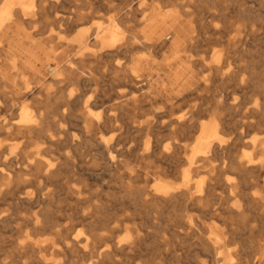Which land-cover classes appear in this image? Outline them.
Listing matches in <instances>:
<instances>
[{
  "label": "rangeland",
  "instance_id": "374dc122",
  "mask_svg": "<svg viewBox=\"0 0 264 264\" xmlns=\"http://www.w3.org/2000/svg\"><path fill=\"white\" fill-rule=\"evenodd\" d=\"M108 1L106 3V0L103 2L101 0V3H105L103 7L100 3L94 6L90 16L91 22L95 23L97 20L103 22L125 2ZM138 1L130 2L134 5ZM161 3L164 8L170 10L175 8V11L172 10L173 14H171L172 17L174 16L173 21L168 20L163 23L164 28L159 30L161 31L159 35L162 34L164 37L170 31L169 25L173 26V22L184 20L188 36L192 35L191 37L194 38L192 43L200 46L198 52L194 51L199 57L207 58L213 50L224 48V44L218 41L219 35L232 37L236 34V26H240L242 30L240 37L235 39L229 54L232 70L236 72L235 76L230 81L213 77L205 88L194 91L187 102L176 101L168 94L155 96L157 99L155 107L166 112L160 117V121H165L169 114L178 111L188 112L192 120L196 121V127L192 128L190 133L177 136L170 134L167 127L159 129L162 137L155 152L146 150L147 140L154 141V135L132 127L131 120L134 119L132 117L135 112L127 111L120 114L119 122L121 124L128 122L129 125L123 133L124 140L113 147V152L118 156L117 162L109 159L106 148L100 141H90L82 137V122L76 117L81 113L82 101L92 99L91 96L95 94L94 89L97 86L76 87L63 83L67 81L62 80L63 96L66 97L73 90L72 98L79 97V102L75 101L71 105L59 101L57 104L53 100L42 105L43 102L39 101L44 99V95L38 88L19 99L11 97L9 93L8 95L0 93L1 121L7 120L10 116L13 117V122L16 121L17 114L23 106H28L27 111L32 113H37V109L40 108V112L42 115L45 113V119L49 122L53 139L58 142L50 144L46 138L40 139V142H44L41 146V158L44 164H51L53 168L47 178L43 177V168L28 166V158L36 155L33 143L28 142L21 150L18 148L10 153H0V166L3 167V173H0V264H33L30 258L21 252V246L25 243L45 245L51 242L59 243L61 238L54 233V230L59 228H64L66 230L64 232L71 236V240L75 239V246L71 251L62 253L49 250L47 258L51 264H67V262L68 264H214L208 252V239L214 237V234L222 233L234 238L230 247L239 252L236 257L241 258L244 264H253L255 259L251 257L249 245L259 236H264V220L261 221L255 216V212L263 207L264 199L252 203L250 208L244 207L240 214L231 212L226 205L223 206L224 208L220 206L223 208L221 209L217 206L229 200L227 184L231 181L234 183L241 181L236 172L230 169L202 171L195 174L191 180L192 185L185 188L182 185L181 171L184 167L182 158L191 152L199 123H207L214 117L223 120L232 119L233 122L241 120L245 114L242 115V112L234 106L244 97L247 106H252L256 97H260V105H264V0H165ZM87 10L89 11L85 0H58L49 12L44 11V16L35 14L33 23L30 24L31 28L24 30V34L21 31H12L11 28L1 30L0 69L3 79H0V82L8 81L23 91L28 85H32L40 74L50 72L46 69L47 64L54 60L57 62L63 57L61 55L57 58V53L52 48L56 42L55 36L59 35L64 42H67L65 34H69V38L75 35L73 30L68 32L63 25L60 26L59 19L70 18L77 12H87ZM136 16L140 19L142 13L136 12ZM217 30L223 33L216 32ZM145 38L153 40L151 37ZM154 41L157 42L158 39L155 38ZM167 44L173 51H179L183 47L181 43ZM168 49V46L156 49V59L153 64L163 63L166 59L170 64H174L176 54L175 52L172 54ZM81 63L85 70L96 77L95 82H99V87L96 89L109 90V95H113L122 87L118 84L122 80L113 77V64L131 65L133 59L120 54L112 58L91 59ZM80 65L79 63L78 66ZM178 68L179 66H174L172 69L158 71L156 67L153 72L160 73L161 82L163 85L166 84L167 88H169L168 82H180L190 89L193 87H188L187 82L202 81L203 76L207 74L201 63L196 65L195 71L192 69L191 77L178 71ZM137 72L143 78H148L146 70L138 69ZM243 77L245 82L251 85L250 90L257 88L260 93L252 95L253 97L244 96L238 88ZM55 87L56 85L51 90ZM6 90L9 91V88ZM180 91L185 92L183 89ZM149 95L145 98L147 102L154 97L153 94L151 97ZM38 99L39 101H36ZM117 100L118 97L113 95L110 105L114 107ZM177 104L181 105L180 108L176 107ZM61 105L65 106L62 107L66 113L63 117L59 115V111H56ZM143 114L149 115L152 112L146 111ZM52 119L58 121L59 125H53ZM232 127L230 123V130ZM226 132L227 130L223 135L228 138L229 134ZM257 132L258 130L247 135L244 141L249 142ZM67 138L72 141H65ZM10 139H15V143L21 141L19 136L0 131V148H4L3 146ZM59 140L64 141L59 142ZM171 142H176L178 145L180 157L178 160L171 158L174 148H167V144ZM248 149L247 144L245 146L242 144L233 153ZM219 157L221 156L216 158L215 165L220 162ZM145 176L155 177L166 184L167 195L165 192L151 188L152 184L144 181ZM263 179V175L255 174V180H250L259 185L250 184L249 191L264 190ZM247 181L249 183V177ZM199 183L204 186L201 192L197 190ZM208 186L209 189H206ZM209 194L214 195L211 202H215V211H203L193 204L198 195L205 198ZM261 195H264V191ZM35 218L41 225L52 226L55 229H35ZM230 220L238 224L231 223ZM98 247L99 252L108 248L106 250L108 254L94 253L93 251ZM167 252L170 253L169 256L165 254ZM256 264H260L259 261Z\"/></svg>",
  "mask_w": 264,
  "mask_h": 264
},
{
  "label": "bare ground",
  "instance_id": "6f19581e",
  "mask_svg": "<svg viewBox=\"0 0 264 264\" xmlns=\"http://www.w3.org/2000/svg\"><path fill=\"white\" fill-rule=\"evenodd\" d=\"M103 1L104 0H102V2ZM123 1L125 2L122 3L120 0L122 5H120L118 10L116 9L117 11L114 12L113 15H110L103 22H98L97 20V22L93 23L91 22L90 16L94 11V6L98 3H100L102 6L105 3H101V0H85V3L88 4L89 11L87 10V12H77L73 15V17L59 19V25H63L68 32L73 30L75 32V35L72 38H69V34H65L66 38L68 39L67 42H64L61 36H55L56 42L52 48L55 49L57 58H59V56L61 55H63V57L57 62L56 60H54L47 64L46 69L50 72L40 74L34 80L33 84L28 85L23 91L19 88H16L8 81L0 82V93H3L4 95L5 93H7V95L9 93L12 95L11 97L16 99L22 98V96H25L33 89L38 88L44 95V99L42 101H39V99L36 101L43 102L42 105H46V103H48L50 100L55 101V103L59 101L63 102V104L65 103L67 105H71V103L78 101L79 97L75 96L74 98H72L73 90H71L66 97L63 96L61 86L63 83H68L76 87H86L88 85H93L94 87L97 86L96 88L99 87V82H95L96 77L90 71L84 69V66H82L81 63L82 61H89L91 59L98 60L105 57L112 58L120 54L126 56L127 58H132L133 63L131 65L126 64L124 66H119L113 64L112 66V72L114 74L113 77L118 80H122V82H118V84L122 86L120 88L121 90L113 94L118 97V100L114 104L115 106L113 107L110 105L113 95H109V90H97L93 87V89L95 90V94L93 93L94 91L92 92L94 95L91 97L93 98H88L82 101L83 103L80 106L81 113L79 115H76V117L81 119L82 122V137L89 139L90 141H100L106 148L109 159L113 162L118 161V156L115 152H113V147L117 144H120L124 140L123 133L126 126L128 129L129 125L128 122H125L124 124H121L119 122V116L123 112H135L134 116L132 117L134 119L131 120L133 126L131 124L130 125L137 130H142L147 133L151 132L154 135V141L148 139L146 142V150L149 152H155L158 148V144L161 141L162 137L160 135L161 131L159 129L167 127L170 134H172L173 136H177L182 133H190L191 129L196 127V121L192 120L188 112L178 111L175 113H171L168 115V118H166L165 121H160V117L164 116L166 112L158 107H155V103L157 101L155 96L168 94L176 101L186 100L187 102L188 98L193 95L194 91H196L198 88H205L208 82H210L213 77H221L225 80L230 81L236 73L232 70V61L230 60L229 55L230 47L235 44V39L237 37H240L239 35L242 31L240 26H236V34L232 37L219 35L218 41L222 42L225 47L222 49H212L213 52L207 58L199 57L194 54V51L196 52L200 46L192 43L194 38L191 37L192 35L190 37L188 36L185 24L186 22L184 20L179 21L178 26L182 25L181 29L186 33L181 31V33L177 34L178 32L173 29L169 33L165 34L164 37H160L161 35H157L159 29L162 28L163 21L166 20L168 16H172L170 15L173 14L172 10L175 11V8H172L170 10L168 8H164L165 6H162L161 2L165 0H150V2H148V0H139L137 3L134 2V5H132V3L130 2L131 0L129 2L128 0L127 2L126 0ZM57 2L58 0H0V31L8 30L11 28L12 31H21V33L24 34V30H29L31 28L30 24L33 23V17L35 14L44 16V11L47 10L49 12L50 9H52L53 5H55ZM107 2L109 1L106 0V3ZM115 6L117 8V5ZM160 9L164 11L160 12ZM139 11L142 13V17L140 19L136 16V12ZM216 32L223 33V31L221 32V30H217ZM148 33L149 36H152L153 40H148L145 38L146 34ZM155 38L158 39L157 42L154 41ZM178 38H181V40H179ZM168 42L170 43V45L181 43L183 47L179 51H176L175 49V51H173L167 44ZM156 45L159 46L156 47ZM166 46H168V50H170L172 54L174 52V54H176V57H174L173 60L174 64H170L167 59L164 60L163 63L155 62L153 64L154 59H156V49L166 48ZM76 61L78 62L77 65ZM79 63L81 64L80 66H78ZM199 63L203 65L205 71H207V74L203 76L202 81L186 83L188 87H193V89L186 88L187 86H185L183 83L180 84V82H168L169 88H167L165 86V82V85H163V82H161L160 73L153 72L156 67L158 71H160L167 68L172 69L174 66H179L178 71H182V73L191 77L193 75L192 69L195 71V67ZM58 69L60 70L56 72V70ZM138 69L146 70L148 78H143L142 75L137 72ZM54 73H56L55 76H52V74ZM0 79H3L1 69ZM62 80H65L67 82H63ZM55 85V89L51 90ZM113 86L111 87L112 89ZM6 88H9V91H7ZM238 88L243 92L244 96H255L256 94L260 93V90L257 88L254 90H250L251 85L249 84V82H245L244 77L242 78ZM180 89H183L185 92L183 93L182 91H180ZM148 94H150L149 97H151L152 94L154 95L153 100H151L150 102L145 101V98L146 96H148ZM259 98L256 97L254 99L252 106H247L245 97L242 101L235 104L234 107H237L238 110L242 112V115L245 114L244 117H242V119L239 121L233 122L232 119L223 120V118L214 117L211 118L212 120L207 123H199L197 127V135L194 137L191 145V152L190 154L182 158L184 167L181 171V177L182 185L185 188L190 187L192 185L191 180L193 176L202 171L230 169L240 176V182L234 183L233 181H231V183L228 182L229 184L226 183L228 186L229 200L228 202L221 203L217 206L223 207L224 205H226V207L230 209L231 212L237 214L242 213L244 207L250 208L252 203L255 204L261 199H264V195H261L264 191L263 189L252 192L249 191L250 184H258L257 182H252L250 179L255 180V174L264 176V105H260ZM183 103L185 102L183 101ZM180 104H177L176 107L180 108ZM222 104L218 105L221 106ZM27 107L28 106H23L21 108L20 112L17 114V120L14 122L12 121V116H10L7 120H0V131L6 132L9 135H14L16 137L19 136L21 138V141L19 143H15V139H10L9 142L6 143L5 146H3L4 148H0V153H10L18 148H20L21 150L28 142H31V144L33 143V145L35 146L36 155L33 158H28V166H38L43 168V177L47 178L48 175L52 172L53 168L51 164H44V161L41 158V146L44 142H40V139L46 138L48 140V143L50 144H55L58 142L53 139V135L50 132L49 122L45 119V113H43L42 115V112H40V108L37 109V113L28 112ZM62 107L65 106L61 105L57 107L56 111H59V115L63 117L66 113H64V108L62 109ZM146 111H150L152 112V114L144 115L143 113ZM51 122L53 123V125H59V122L55 121L54 119H52ZM230 123H232L233 125L231 130ZM226 130V133L229 134L228 138L223 135V132ZM257 130L258 132L256 133V135L253 134L254 136L251 137L250 141L246 143L244 141L246 136ZM63 141L64 140H59V142ZM65 141L71 142L72 140L70 138H67L65 139ZM242 144L244 146L247 144L249 146V149L233 153L236 148ZM170 147L174 148L171 153V158L173 160H178L180 157L177 143H168L167 148ZM218 156H221L219 157L220 162H217V165H215L214 162L217 161L216 158ZM170 164L171 163H169V165ZM0 173H3V167L1 166ZM248 177L249 183L247 181ZM144 181L146 183L152 184L153 187H149L156 189L157 191L165 192L166 194V184H164L157 178L152 176H145ZM198 187L199 189L197 190L201 192L204 186L203 184L199 183ZM254 187L256 188V186ZM207 188L209 189V186L206 187V189ZM174 196L175 195H172V197ZM212 198H214V195L212 194H209L205 198H202L201 195H198L196 200L193 201V204L197 205L203 211H215V202H211ZM212 215L213 214H211V216ZM255 216H257L261 221L264 220V203L263 207L259 211L255 212ZM242 220L244 219L242 218ZM232 222L233 221H231V223ZM240 223L242 224V222ZM34 228L52 230L54 227L41 225L40 221L35 218ZM64 231H66L64 230V228L54 230V233L58 235L57 237L61 238V241L59 243L51 242L46 245L42 243H25L21 246V252L29 257L31 263L33 264H51V262L47 258V252L49 250L62 253L71 251L75 246V239L73 238L71 240V236ZM222 234H214V237L208 239V252L211 255L212 262L214 264H244L245 262L241 260V258L236 257V254L239 252H236L233 247H230V244L233 243L234 238ZM98 249L99 247L96 248V250L93 252L99 255L108 254V252L106 251L108 248L100 252L97 251ZM249 249L251 257L255 259L253 264H256L257 261H259L260 264H264V236H259V238L256 239L253 244L249 245ZM165 254L169 256L170 253L167 252Z\"/></svg>",
  "mask_w": 264,
  "mask_h": 264
},
{
  "label": "crops",
  "instance_id": "0c3cea01",
  "mask_svg": "<svg viewBox=\"0 0 264 264\" xmlns=\"http://www.w3.org/2000/svg\"><path fill=\"white\" fill-rule=\"evenodd\" d=\"M171 15V14H170ZM168 19H169V21L170 22H172L173 20V18H172V16H168V18H166V20H164L163 21V23H165L166 21H168ZM174 24H173V26H172V24L170 25V31H172L173 29H175L176 30V32H178L177 34H179V33H181V31H183L184 33H186L184 30H182L181 29V26H178L179 25V21H175V22H173ZM164 25V24H163ZM163 25H162V27H163ZM176 27V28H175ZM180 27V28H179ZM164 28V27H163ZM181 29V30H180ZM160 30V29H159ZM161 30H162V28H161ZM169 31V32H170ZM161 31H159L158 33H157V35H159V33H160ZM168 32V33H169ZM146 37H151L152 38V36H149V33L148 34H146ZM159 37V36H158ZM160 37H162V34H161V36ZM179 40H181V38H178ZM180 44V43H179ZM177 45V44H176Z\"/></svg>",
  "mask_w": 264,
  "mask_h": 264
}]
</instances>
